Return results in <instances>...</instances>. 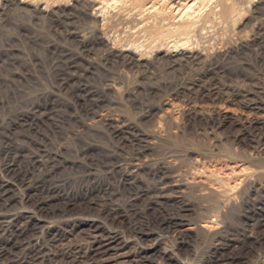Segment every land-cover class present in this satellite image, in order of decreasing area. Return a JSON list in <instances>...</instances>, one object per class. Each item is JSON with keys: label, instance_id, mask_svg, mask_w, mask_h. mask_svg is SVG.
<instances>
[{"label": "rangeland", "instance_id": "rangeland-1", "mask_svg": "<svg viewBox=\"0 0 264 264\" xmlns=\"http://www.w3.org/2000/svg\"><path fill=\"white\" fill-rule=\"evenodd\" d=\"M13 181L67 264H264V0H0Z\"/></svg>", "mask_w": 264, "mask_h": 264}, {"label": "built area", "instance_id": "built-area-1", "mask_svg": "<svg viewBox=\"0 0 264 264\" xmlns=\"http://www.w3.org/2000/svg\"><path fill=\"white\" fill-rule=\"evenodd\" d=\"M19 185L0 184V264H67L68 230L37 203L27 206Z\"/></svg>", "mask_w": 264, "mask_h": 264}, {"label": "bare ground", "instance_id": "bare-ground-1", "mask_svg": "<svg viewBox=\"0 0 264 264\" xmlns=\"http://www.w3.org/2000/svg\"><path fill=\"white\" fill-rule=\"evenodd\" d=\"M253 108L254 109H260L261 108V106H259V105H253ZM31 195V194H30ZM36 196V195H35ZM31 197V196H30ZM34 197V196H33ZM32 197V198H33ZM109 211L112 213V214H109V215H111L112 216V218H115L116 216H117V212L115 211V212H112V210L111 209H109ZM107 217H108V215H107ZM115 220V219H114ZM175 224V223H174ZM173 224V225H174ZM118 246H119V243H118V241H116V239H110V240H108L107 242H106V244L104 245V250H108V249H117L118 248ZM99 247V246H98ZM99 253V249H97V252H94V254H93V256H96L97 254ZM150 253V252H149Z\"/></svg>", "mask_w": 264, "mask_h": 264}]
</instances>
